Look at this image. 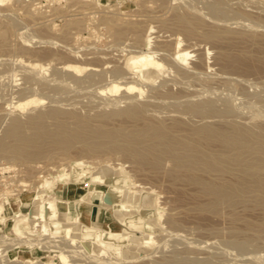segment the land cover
<instances>
[{
  "label": "bare ground",
  "instance_id": "obj_1",
  "mask_svg": "<svg viewBox=\"0 0 264 264\" xmlns=\"http://www.w3.org/2000/svg\"><path fill=\"white\" fill-rule=\"evenodd\" d=\"M10 1H12V0H0V5L1 4H5V3L7 4ZM54 1L55 0H52V1H49V2H54ZM160 1H163V0H160ZM253 1L255 2L256 0H253ZM257 1H259V0H257ZM28 2H29L28 0H27V2H25V3H27L26 7L28 5ZM32 2H33V0L31 1V4L33 6H36ZM34 2H35V0H34ZM93 2L96 3L97 6H98L99 4H101L102 0H94ZM165 2H167V1H165ZM226 2H229V1L212 0V2H211V0H210L208 2L209 5H208L207 9L209 10V14H211V16H212L211 18L218 17V16H225V15L229 16V15L232 14V12H231V14L228 13L230 11L227 8V7H229V6H227L228 4L226 5L227 7L224 6V4H226ZM262 2L263 1L261 0V3ZM161 3L164 4V2H161ZM258 3H260V1ZM31 4H29L28 7H30ZM166 4H169V3H166ZM39 5H40V3L37 4V6H39ZM187 5H188V7H187V9H188L189 8V4H187ZM28 7H27V9L25 11L31 9V8H28ZM93 7H95V6H93ZM103 7H105V8L102 9V10H104L106 13L105 12L104 13L101 12L103 15L101 16V14H100V17H101L100 20H102L103 24L107 25L108 32L110 31L113 34V36H115V38H119V37H121V36H123L125 34H126L125 36L127 37V33H129L132 36V39H133L132 41L134 42L133 45L135 47H138L137 49L136 48H134V49L131 48L130 50H127L126 53L123 54L122 58L118 62L114 61V58H113L116 55L112 56V51H116V52H113L115 54L118 53L117 50H116V48H117L116 45L117 44L114 45L115 46V48H114L115 50L113 49L114 46L113 47L111 46L112 48L109 50V51H111L113 49L110 52L111 53L110 56H112V59H111L110 56L109 57H110V60H113L114 62L111 61V63H110L112 65L110 66V69H109L110 72H108V74L111 73L112 78L114 77L115 79H113V82L111 81L112 79L110 80L112 82V83H110V85H108L109 83H107V86H109V88L107 86L106 87L109 89L108 91L113 92V93H115L116 91L118 92L121 89L122 92L119 91L121 93V97L118 96V95L117 96L120 97V98L125 97L127 100L130 99V101L128 100L129 103L127 105L123 104V108H122V105L119 106L120 109L119 108L117 109L115 107L116 109L115 108H114L115 110L111 109L110 112H108L107 110L106 111L103 110L104 112H102V110H100L101 112H99L98 108H97L96 110H97L98 113L96 112V114H94V115H92L93 112H91V114H89L88 113L89 111H87V113H85V112L84 113H82V112L80 113L78 111L79 109L76 111L75 107H74V110H71V109H73V107L72 108L70 107V109L68 108L67 110H65V109H63L61 107L63 109V110H61V109L58 108V106L56 107V106H49V105H48V107L46 106L47 108H44V109L43 108L42 109L39 108L40 110H36L35 111V107L33 108L34 109L33 110L32 109V105L33 104H38V103L42 104L41 102L43 101V99H42V97H38L36 95L35 96L33 95L34 97L29 96V94H28V93H30L29 90L33 86L31 84L32 82L30 83V85L32 86L31 88L29 86H27V84H29V83L26 81L27 82L26 86L25 85L23 87L19 86V87H22V89L20 90V94H18V93L17 94L20 95L21 97H18L17 100L15 99L16 101H13L11 104H13L12 106H15L16 108H19V110L25 109L26 107H28L29 105L32 104L31 108H29L31 110V112L29 111L30 114L27 115L25 119H21L19 116H14L15 115L14 114L13 117H11L8 120V123L5 124L6 127L4 126L3 134L0 136V158H5V159H8V160L10 159L11 162L15 161L14 163H16V164H17V162L18 163L27 164V166H25V167H28L29 164L34 166V164H32L31 162L39 160L40 158H46V159L64 158L66 155H68L71 152L72 149L75 150V151H78V154H83V155L86 154L87 156L88 155L89 156L90 155L91 156L92 155H96V157L94 156L96 158V160H98L97 157L99 156L100 153H105V152L106 153L107 152L111 153L113 151L116 152V153H121V154H123L124 157L125 156L128 157L132 161V164L134 162V164H136V167L138 166L140 168L141 167L142 168L143 167L148 168V170L150 169V172H153L154 175H158V173L163 170L161 173L164 172L165 174L163 173L164 175L162 174V176H165L167 174L166 176L169 177V181H170L169 186H170V184H176L177 185L176 182H178V181L181 182L180 183L181 185H185V183H186L185 186H188L189 184L191 186L193 185L192 186V188L194 187L193 190H191V188H189V191L187 190L188 193L187 192H185V193L182 192L183 194L181 193V191H183L182 189H180V192H178L179 190L176 191V189H175L176 187L171 185V186H173V189H172L173 191L171 190V192H175L176 195L178 196L176 200L180 201V203L178 202L179 203L178 207H180V204L183 203L181 205H185L187 208L190 207V208L196 209L198 211H207V212H210V213H215V215L218 214V216H222V215H219V214H223V213L224 214H228L230 219H232L234 221L232 223V225L230 226V224L229 225L227 224L229 227L224 225V226L227 227L226 230L225 229L223 230L224 226L222 225V229L219 228V229H216L217 231L216 230H214V231H215V233L218 232V234H219V232L221 233V232L225 231L226 233H223V234L226 235V237H224L225 235H223L225 243L227 242L228 245L230 244L231 246H234V249L236 247L237 249H242V250L245 251L244 248L247 247V246H250L252 244L256 245L259 242H261V244L262 243L264 244V125H260L259 123H257L256 125H253L255 123H253V124L251 123L252 125H250V124L248 125V123H246L247 125L246 124H242V120H240L239 117L238 118L236 117V116H239L240 113L242 112V111L238 112V108L237 107L239 105L236 104V103L235 104L238 105V106L235 107V110L237 109L236 112H238L239 115L235 112V114H237V115H235V117L239 121L238 122H235V121H232V120L230 121V119H229V121H226L225 119L227 117H229L227 115L232 114V116H233L234 109L232 107L236 106L234 104L233 100H230V101H233V103L231 102L232 103V105H231L232 107L230 106V103H229L230 101L228 100L230 97H228V99H227V101H229L228 102L229 104L226 103L227 101L224 100L225 102L222 103L224 105L223 106L220 105L221 107H219V104H218V106L216 105L218 102L215 103V101H214L217 98H214V100L213 99H205L208 95L207 96L205 95L206 96L204 98L205 100L204 99L202 100V97H201V100L198 101V99L200 98L199 94H201V91L199 92L198 96L195 93L197 97L196 96H194V97L192 96L194 101L192 99H191L192 101H188L189 98H187V97H186L188 99L187 101H184V100L181 101L180 96H176V93L169 92L170 91L169 88H168L169 91L164 90V91H167L168 94L164 95V93H163L162 95L165 96V97H166V95L167 96L169 95L172 99H175V98L179 97L178 100H180L181 103H183V102H185V103H183V106H181L179 104H177V105H179L181 107H184L186 112L187 111L189 113L191 112V113H193V115H194V113H196V115H198V114L204 115V116H202L203 118L201 116H198V117H200V119L202 118L204 120H206L205 118H207V121H209V120L211 121V119H209V117L211 118V116L213 117V116L217 115L216 116L217 119L214 120L213 123H212V121L211 122H207V121L203 122L204 120L202 121V119H201V121L203 123H201L199 121H197L198 124H195L194 122L186 123L185 122L186 120L189 121V120L193 119L194 117H192L190 119H188L186 117V119H185V117H183V115H182V114H185V113H181V114L177 113V112H175V110L174 111L172 110L173 106H169V105H167V106L169 108L171 107L172 112L168 111L167 107L164 104H168L169 101L172 100V99L170 98V100H169V97H168L167 101L168 100L169 101L167 102L165 100L166 101V103H165L164 99H162L163 96L162 97L159 96L160 94L159 95L156 94V95L159 96L158 97L159 99L161 97V99L163 100L162 101L160 99V102H162V103H160V105L162 106V104L164 103L163 104L164 109H165V107L167 109V111L165 110L166 113L167 114L172 113V115H175L177 113V117H178V115H180V116L178 118L177 117L176 118L171 117L172 120H169V118H167V117H169L168 115H167L166 119H162L164 116H161L160 118H157L156 115L158 113L161 114L163 108H161L162 110H161V112H159L158 108H156V110H155L154 106H150V105H149V107H152L155 112H157V110H158V113L157 114L155 113V117H156L155 118L154 114H153L154 112L152 110L151 115L152 114L153 115L152 116L151 115L148 116V114H146V112L148 111V110L146 111L148 105L146 103L141 102V101H144V98H143V100H141L138 97H136L137 95L141 96L142 93L144 94L143 86H145V81H144L145 78H144L142 72L143 71L149 72L152 75L151 78L153 76H157L158 73H160V72H162V71H164L166 69V68H164L163 62L160 61L162 58L170 60V62L172 63V65H171L170 62L168 61V64H170V66H169L170 68H171V66L173 67V64H176V66L179 67L178 70H180L182 68V72H183V69H184L183 65L186 64V66H187V64H188V66H189V62L193 58H191V59L189 58L190 60L189 59L187 60V58H188L187 56H189L188 55L189 53H188L186 48L180 47L181 46V42L180 41H182V38L179 39L178 38L179 36H177L178 34L176 35L178 39H176L175 36H174L175 40H173V37H172L173 35L171 34L172 41H174L173 44L171 43L172 41L169 39V38H171L170 36H169V38L164 36L163 39L160 38V40L157 41V39H158V38H156L157 34H158L157 37H160V35L162 34L163 31H160V30L156 29L159 25H156L157 27H155V25L152 23V26H154L155 28L151 27V29L153 28V29L157 30L156 32H158L156 34V36L154 37V39H156V40H154V39L153 40H154L155 43L157 41L158 44L153 43V41L150 43L148 41V39H147L148 36L146 37L144 35V32H143L144 30H142L144 25L141 24L140 21H142L143 19L140 20L138 18L140 21L131 20V19H134V18L133 17L131 18L130 16L127 17L128 13L127 14L125 13L126 15L125 16L123 15L124 17L121 14L122 12L120 13L121 15H119L118 13L120 11L118 13L116 12V11H118L117 7H116L117 10H115V11L113 9L114 7L111 8L110 5H103ZM21 8H22V6H21ZM34 8H36V7H34ZM34 8L31 9V10L34 11L35 10ZM184 8H183V10H186ZM16 9H18V8L16 7L15 11H16ZM171 9H172V7H171ZM176 9L179 10L177 7L175 8V10ZM39 10H40V7H38L36 12L39 11ZM175 10L173 9L174 13L171 16V18H169V19H171L170 21L168 20V18H167L168 21L162 19L165 16L164 14H163L164 16H162V18H161L162 20H159V21H161L160 23L164 26V29H165L166 26H168L167 28H169V27L171 28L173 26L172 28H177L176 30L182 31L181 33L184 32L183 35H185L186 37H191L193 35L197 36V34H199L198 31H197L198 28L199 27L202 28V25H203V21L202 20L206 19V18H203L204 16L203 17L201 16L202 19H200L199 16L201 14L199 16H197L199 14L197 12H196L197 15H195V14H193L194 12L191 13L189 10H188L189 12L188 11H175ZM232 10H233V8H232ZM236 10H237V8H236ZM241 10H239L238 16L240 15L239 13L241 12ZM243 10H245V9H243ZM42 11H43V9H42ZM6 12L7 13L4 12L5 14L2 12V14L10 15V13H11V12L8 13V10ZM234 12L236 13V11H234ZM242 12L244 13V11H242ZM242 12H241V14H243ZM13 13H14V9H13V12H12L11 15H13ZM92 13H93V11H92ZM152 14H150V18L151 19H152ZM245 14H244V16H246ZM250 14H252V13H250ZM39 15L42 17V12H41V14L39 13ZM39 15L37 14L36 16L39 17ZM160 15H162V14H160ZM257 15H259V14H257ZM36 16H35V19L37 18ZM251 16H248L247 18H249ZM14 17L15 16L13 15V18ZM43 17H45V16L43 15ZM78 17H81V16H78ZM89 17H92V16L89 15ZM153 17H155L153 19L157 18V20H155V23L158 22V18L160 19V17H158V15H157V17H156V15L153 16ZM208 17H207L206 20H208ZM236 17L233 18L235 20H233V19L232 20L233 21H238V19L236 20ZM239 17H241V16H239ZM253 17H254V15H253ZM9 18L10 17H8V20L6 22L9 21ZM219 18H217V19H219ZM227 18H229V17H227ZM12 19H11V21H12ZM38 19H40V18H38ZM42 19L44 20L45 18H42ZM42 19H40V20H42ZM135 19H137V18H135ZM230 19H231V16H230ZM261 19H263V18H261ZM13 20L15 21L16 17ZM76 20L74 19L75 23H77L79 25V27L84 24V23L83 24L81 23L82 25L79 24L80 22H82L81 21L82 19L80 20V18H79V22H78V19H76ZM145 20H147V19H145ZM209 20H210L209 22L214 21V20H211L210 18H209ZM219 20H217V21L219 22ZM222 20H224V19H222ZM247 20H244V21H247ZM254 20H255V18H253V21ZM259 20H260V18H259ZM17 21H18V19H17ZM17 21H16V23H18ZM69 21L70 20H68V22ZM148 21L149 20H147L146 22H148ZM240 21H238V22L241 23L242 21L241 22ZM244 21L242 22L243 24H244ZM44 22H42V26H43ZM70 22H72V21H70ZM152 22H154V21H152ZM220 22H221V20H220ZM45 23H46V25L48 24L47 22H45ZM67 23H66V25H67ZM221 23L223 25V23H225V22H221ZM235 23H237V22H235ZM247 23H249V21H247ZM254 23L255 22H253V24ZM256 23H258V21H256ZM256 23H255V28L258 27V28L262 29V26H263L264 23L262 24L261 27L258 26V24L256 26ZM6 24L7 23H5V25ZM9 24L11 26H13L12 23L9 22ZM243 24H242V26H243ZM253 24H250V26L249 25L248 26L252 28ZM46 25H44L43 27L46 28ZM169 25H172V26H169ZM210 25H209V27H208V25L206 26L207 29L203 30L201 36H202V38L205 37L203 39L207 38L206 40L209 39L213 43L218 42V44H217L218 46H216L213 43H211V44L213 46L215 45V47H217V48L220 47V49H217V51L218 50L219 51L217 52L215 50V52H217V53L213 54L215 57H216L215 54H217V59H214V61L217 60L216 62H219L217 65L222 67V68H220V70L221 69L222 70L225 69L227 71V69H230V71L229 70L228 71L231 72L232 68H234L232 70H235V68L238 69L239 68L238 66H240L241 63H242L241 60L246 58V56H245L246 55V52H245L246 50H244L245 47H243V50H242V48H240L241 50L239 49L240 50L239 52L238 51L235 52L234 50L235 49L237 50V48H238V47L237 48L232 47L235 43H237V45L239 46L238 42L241 41V43H240V46H241V44H243L242 42H245L244 40L250 39L251 42L253 40L254 43L257 44V42H258L259 46H261L262 40H260L261 36L258 37L259 33H258V36H256L255 35L256 33L253 32V31H252L253 34H250L251 33L250 31L253 28L252 29L250 28V29H248L246 31V32L249 33L248 34V33H245V30H243V31L242 30L235 31L238 27L236 29H234V30H230V29H232L231 27L233 26L231 24H230L231 27H229L230 29H227L226 28L227 26L224 27V28H220V27H217V26H213L214 24L211 25V26ZM217 25L219 26V24H217ZM222 25H221V27H222ZM239 25H241V24H239ZM7 26H8V24H7ZM49 26H51V25L48 24V28H47L48 30L50 29ZM161 26H159L160 28L159 27L158 28L161 29ZM239 27L241 28V26H239ZM244 27H246L245 29L248 28L247 25L244 26ZM87 28H89V27H87ZM90 29H91V27H90ZM144 29H145V27H144ZM7 30H8V28L7 29L2 28V27L0 28V41L4 40L3 41L4 43H5V41H7V39H5L7 37L6 36ZM62 30H64V32H65L66 29L64 28ZM176 30H172V32L176 31ZM67 31H68V29L66 30V32ZM159 31H160L161 34H159ZM259 31H261V30L258 29V32ZM64 32H62V36L66 35V34H63ZM164 32L165 33L163 35H167L166 34L167 31H164ZM234 32L236 34L238 33L237 39L235 38L236 35L234 34ZM261 32H264V31H261ZM68 33H69V31H68ZM111 33H110V36L113 38ZM151 34L155 35V33H153V32ZM168 34L170 35V32ZM75 35L77 36V34H75ZM163 35H162V37H163ZM231 35H235V37L234 36L232 37ZM125 36H123V37H125ZM47 37H50V36L47 35ZM123 37H121V38H123ZM52 38L53 37H51V39ZM115 38L113 40H115ZM261 38H264V37L262 36ZM45 39H47L46 36H45ZM51 39H48V40L53 42L54 40H51ZM130 39H131V37H130ZM220 39H222V42H221ZM219 40L221 42V45H219ZM45 41H47V40H45ZM211 41H209V42H211ZM52 42H50V43H52ZM2 43H1V45H2ZM115 43L116 42L114 41L113 44H115ZM5 44L7 45V43H5ZM118 44H119V42H118ZM154 44L157 45V46L155 47ZM130 45H132V44L130 43L129 46ZM147 45L149 46V49L147 48V50L149 51V53L152 52V54H149L148 52H146L147 50L146 51L144 50L145 51L144 52L143 50H141L139 48L140 46L142 47V46H147ZM109 46H110V44H108V48H109ZM234 46H236V45H234ZM9 48H10V45H9ZM64 48H66L65 45H64ZM127 48H129L128 45H127ZM233 48H234V50H233ZM118 50H120V49H118ZM102 51H103V48H102ZM102 51L101 52L98 51V53L102 54ZM103 52H106L107 54H109L107 52V50H105ZM154 52L157 55H160V54L162 55L160 60H159L160 57L158 58L157 55L153 54ZM198 52H200V51H198ZM202 52H203V50H202ZM233 52H235L236 54L233 53ZM92 53H88V54H92ZM120 53H118V54H120ZM248 53H247V55H248ZM84 54L87 55V53H85V52L83 53V55ZM107 54H104V55H107ZM83 55H81V56H83ZM249 55L251 56L250 53H249ZM98 56H99V54H98ZM86 57H88V56H86ZM100 57L98 58L96 56V57H94V59H96V60L99 59L100 60ZM119 57H120V55H119ZM196 57H197V55H196ZM196 57H195V61H193L194 65H195L197 59L198 60L201 59L200 57L199 58H196ZM202 57L204 59V56H202ZM215 57H213V58H215ZM92 58H93V55H92ZM103 58L106 59L107 57L105 56ZM116 58H117V56H116ZM117 59H115V60H117ZM19 60H21L22 64L24 62H26L25 66H27V65L30 66V63L27 64V61H24L22 59H19ZM198 60H197V63L199 64V62H200L199 65H201V63L206 62L205 59L202 60L204 62H201V61H198ZM22 61H24V62H22ZM60 61H62V60H60ZM187 61H188V63H186ZM63 62H65V61H63ZM216 62H214L215 63L214 65H216ZM243 62H244V60H243ZM56 63H58V62H56ZM197 63H196V66L198 65ZM207 63L203 64L202 65L203 67L201 66V69L204 68L205 67L204 65H206ZM61 64H62V62H61ZM54 65H52V66L54 67ZM199 65H198V68H199ZM210 65H206V66H209V68L206 67V71H207V69H211ZM242 65L240 66V68L242 67ZM93 66H88V64L85 65V66H80L78 64H72V63H69V62L68 63L65 62V63H63V65L56 66V68L54 67L53 69L55 70V69L59 68L60 70H58V71L62 70V72H63V70H66V71H68V73H69L68 75H70L71 78H73L74 80H80V78H79L80 74H77V73L80 72V71L83 72L84 69L88 70V73H89V75L92 76V78H93V76L95 74L98 75V71L99 70H97V68H95ZM196 66H194V67H196ZM244 66L247 67L248 64L247 65L245 64ZM174 67H175V65H174ZM189 67L191 69L193 66H189ZM30 68H31V70L32 69H36V71L38 70V72H39V70L41 71V70L44 69V65L41 62L39 64V62L36 61V62L31 64ZM217 68H218V66H217ZM248 68L249 67H247V69ZM24 69L25 70H23V71H26V67H24ZM171 69H173V68H171ZM192 69H195V68H192ZM244 69L245 68H243V70ZM27 70L28 71L25 72L24 74L30 73V75L27 76L26 78L29 79V77H31V78L35 77L34 75H31L32 74L31 70H29V69H27ZM195 70H197V68ZM195 70H193V72H196ZM202 70L204 71V69H202ZM212 70H214V68H212L210 71H212ZM218 70H216V71H218ZM239 70H240V72L243 71L241 69H239ZM239 70L237 71V75H239V73H238ZM55 71H57V70H55ZM55 71H54V74H55ZM189 71H191V70H189ZM226 71H225V73H226ZM246 71H248V70L245 69V73L243 72V75L244 74L246 75ZM33 72H35V71H33ZM106 72H107V70H106ZM193 72H191V74ZM218 72H216V73H218ZM35 73L37 75V72H35ZM101 73L102 72L99 71V74H101ZM179 73L177 75H179ZM198 73H199V71H198ZM198 73H194V74H198ZM207 73H208V71L206 72V75H207ZM211 73L212 72H210L208 74H210V76L212 77L213 74H215V73H213V74H211ZM225 73H222V74H225ZM228 73H226V77L227 78H228V76L230 77V76L234 75L233 71H232V75L231 74L227 75ZM39 74H40V72H39ZM54 74H51V78L49 79L50 81L52 79L56 80V79H58V77L62 78V76L60 75V76H58L55 79ZM125 74L126 75L129 74L130 76L128 78H130V79H127V76ZM180 74H182V73H180ZM188 74H189V72H188ZM194 74L192 76L195 77ZM41 75H42V73H41ZM55 75L57 76V74H55ZM85 75L86 76L81 78V80H83L84 78H88L87 74H85ZM190 75L189 76L185 75V76L195 80V78L194 77L193 78L190 77ZM206 75H203L202 78L205 77ZM237 75H236V78H237ZM240 75H241V73H240ZM240 75H239V77L242 76V75L241 76ZM42 76L44 77V75H42ZM65 76L68 77L66 74H65ZM65 76L63 75V77H65ZM82 76H84V75H82ZM223 76H219V78L223 77ZM244 76H243V78H245V80H246V77H244ZM39 77H36V78L39 79ZM41 77H40V79H41ZM99 77H101V76L99 75ZM103 77H105V76H103ZM103 77H102V79H103ZM131 77L134 80H132ZM178 77H180V79L182 77L181 76H177V79L179 80V81L178 80L177 81H178V83L181 84L182 81ZM207 77H208V75H207ZM207 77L205 79L209 80L210 83H211V80L213 78H216V76L213 77V78L209 77L211 79L210 80ZM44 78L46 79V77H44ZM44 78L42 80H45ZM90 78H88V79H90ZM94 78H96V77L94 76ZM117 78H121V80H122V78H124V79L126 78V79L125 80L123 79L122 81L121 80L118 81ZM184 78H183V80H185ZM196 78L198 80V77H196ZM217 78H218V75H217ZM236 78H233V79L236 80ZM243 78H241V79L237 78V79H240V80L243 81ZM64 79H66V78H64ZM96 79H98V78H96ZM220 79H218V80H220ZM42 80L40 82H42ZM59 80H56V81H59ZM81 80H80V84L82 82L83 83L87 82V81H85V79L82 82H81ZM162 80H164V79H162ZM173 80H175V79H173ZM197 80H196V82H197ZM204 80L203 79L201 80L202 81L201 85H203V83L206 81V80L205 81ZM213 80H215V79H213ZM225 80H227V79L225 78ZM234 80L232 81L233 82L232 85L231 84H229L230 86L228 85L229 87H231L233 85H234L233 86L234 88L238 87V86H236V83L238 81L240 82V80H238V81L236 80V83H234L235 82ZM35 81H36V79H35ZM47 81H48V79H47ZM50 81H48L49 85H46L45 82L43 81L44 83L43 82L42 83L44 85L41 83L43 85V88H48V90L52 91L54 95L57 94V93H58V96H59V93L61 95V92L63 91V86L65 84L61 87L60 85H56V84L52 85L53 82L51 83ZM228 81L231 82L230 80H228ZM59 82H61V81H59ZM76 82L78 83V81H76ZM107 82H108V80H107ZM159 82H160V80H159ZM184 82H185V84L184 83H182V84H184L185 86L184 85L183 86L180 85L181 88H183L182 90L184 92L182 95H187L186 92L188 90L186 89L187 88L186 87V81H184ZM50 83H51V85H50ZM155 83H156V81H154V84ZM190 83H192V82H189V83L187 82V84H190ZM199 83H200V81H199ZM213 83H214V81L211 83V85ZM222 83L223 82H221V84ZM225 83H226V81H225ZM244 83H246V82L244 81ZM244 83L242 82V86L240 85L241 83L238 84V85H240L241 87L244 88V86H243ZM33 84L36 85V83H34V82H33ZM206 84L207 83H205V85ZM263 84H264V82H263ZM147 85H149V84H147ZM150 85H152V84L150 83ZM156 85H157L156 88L158 90H160L159 89L160 85L159 84H156ZM213 85H212V88H213ZM261 85H260V87L262 88L264 85L263 86H261ZM37 86H36V88H37ZM180 86H178L179 89L177 88L178 91L176 90L177 93L181 91ZM194 86H196V85L194 84ZM217 86L219 87L220 85H217ZM39 87H38V90H39ZM150 87L151 86H149V90H150ZM224 87H226V86L223 85V89H224ZM36 88L34 90H36ZM40 88H42V86ZM43 88H42V90H43ZM70 88L71 87L69 85V88H68L69 90L67 89V86H66L65 89H67L66 91H70ZM144 88H146V87H144ZM152 88H154V87H152ZM202 88H203V86H202ZM202 88H201V90H202ZM210 88H211V86H210ZM103 89H104V87L102 88L101 91H103ZM184 89L186 91H184ZM228 89H230V88H228ZM34 90H32V91H34ZM45 90H47V89H45ZM133 90H135L136 92L133 91ZM145 90H147V88ZM173 90H171V91H173ZM195 90H197V89H195ZM208 90H209V92H212V93L213 92H217V90L213 91V89H212V91H210V89L207 88L206 91H208ZM32 91H31V93H32ZM39 91H41V90H39ZM131 91H133V93ZM152 91L151 92L154 93V89H152ZM191 91H189V93ZM226 91L229 92L228 90H226ZM155 92L159 93L160 91L159 92L155 91ZM196 92L198 93V91H196ZM203 92L205 93V91H203ZM227 92H226V94H227ZM47 93H50V92L47 91L46 94H43L44 98H48L49 96L51 97V95H48ZM67 93H69V92H67ZM98 93H99V91H98ZM191 93H193V92H191ZM204 93H202L201 95H203ZM208 93L206 92V94H208ZM212 93H210V94H212ZM63 94H64V92L62 93V95ZM108 94H110V93H108ZM178 94H181V93H178ZM193 94H191V95H193ZM215 94H217V93H215ZM215 94L213 95L214 97L219 95V94L218 95H215ZM226 94H224V97H222L223 94H221V97L219 96L221 98V100L217 99L216 101L219 100V103L222 102V99L226 98ZM45 95H48V97H45ZM67 95L68 94L64 95V97L65 96L67 97ZM145 95H143V96H145ZM191 95L189 96L190 98H191ZM102 96H104V95H101V97ZM153 96L150 95V97L154 98V100H157L156 99L157 96H155V97H153ZM59 97H62V96H59ZM89 97H91V95ZM203 97H204V95H203ZM2 98H3V95H2ZM52 98L53 97H51V100H52ZM55 98L56 97L54 96V99ZM133 98L135 100H136V98H138L139 102H136L137 100L134 101ZM184 98L182 97V99H184ZM194 98H198V99H194ZM210 98H211V96H210ZM102 99H104V98H102ZM105 99H107V98H105ZM151 99H149L150 101L149 100H147V101H149V102L154 101L153 99L152 100ZM159 99L156 102H159ZM53 100L50 101V99H49V101H50L49 103L53 102ZM89 100H92V103L94 102L92 98H89ZM115 100L116 99H114V100L110 99L111 102L109 100L108 101L112 104L113 102H115V103L117 102V100L116 101ZM124 100L125 99H123V101ZM127 100H125L122 103H125V102L127 103ZM175 100H174V102L177 101V100L176 101ZM47 101H48V99H47ZM56 101H57V99H56ZM10 102H11V100H10ZM58 102H60V101H58ZM88 102L89 101H86V103H88ZM105 102L107 104V101H105ZM120 102L121 101H119L118 103H120ZM144 102H146V101H144ZM8 103H9V101H8ZM54 103H55V101H54ZM90 104H91V102H90ZM56 105H58V104H56ZM117 105L118 104H116L115 106H117ZM154 105H155V107H158V105L156 103ZM177 105L174 104V106H176V107H177ZM33 106H35V105H33ZM97 106H99V104H97ZM9 107H11V105ZM9 109H12V108H9ZM101 109H103V108H101ZM239 109H241V108H239ZM149 112H151V111L149 110ZM168 112H170V113H168ZM180 112H184L183 108H182V111H181V108H180ZM160 114H158V115H160ZM190 114H187L186 116L189 117ZM115 115H116V118H117V115L120 116L118 118H121V119L117 118L118 121H114L115 123L117 122V124H114L113 120H112V122L110 120V118L111 117H115ZM161 115H165L164 110H163ZM196 115H195V117L197 118ZM205 115H209V117H205ZM218 116H221V118L223 116L225 117V119L223 120V123L221 122L222 120L219 119ZM182 117L184 118L185 121L183 120ZM22 118H24V117H22ZM180 118H182V119H180ZM111 119L115 120V118H111ZM213 119L214 118H212V120ZM108 120H110V122ZM218 120L221 123H219V122L217 123ZM233 120H234V117H233ZM194 121H196V119ZM215 121H216V123H214ZM108 123H112V125L111 124L109 125ZM60 156H64V157H60ZM92 160H94V159H92ZM99 160H101V159H99ZM166 161H169V163H170L168 167H165L166 165L164 166ZM83 162H85V161L74 160L71 163V166L76 172L78 171V172L84 173L85 175L87 174V175L90 176V178L88 180V184H87V186H89V185H91V183L93 181L97 180V179H94L92 177V171L95 169V167H96V165H98V163L100 164L102 162L101 161H94L93 163L91 162L92 166H90L91 163L90 164L88 163L89 165H84V166H86V169H84V170L82 168L83 167L82 166ZM8 164H9V162L7 163V165ZM4 165H6V164H4ZM110 165L106 161L104 163H102L103 170H104L103 178L107 177V174H108V172L110 170V167H109ZM0 166H2V165H0ZM8 166H2V167H0V169L3 170L4 168H7ZM23 167H24V165H23ZM10 168H11V166H10ZM12 168L14 169L13 166H12ZM134 169H137V168H134ZM144 169H142V172H144L143 171ZM148 170H146V171H148ZM14 171H16V169ZM29 171H31V170H29ZM133 171H132V173H133ZM138 171H140V170H138ZM25 172L28 173V169L25 170ZM59 172L62 175L64 173H65V175H67V173L64 172L63 170H59ZM154 172L157 173V174H155ZM7 173H8V171H7ZM10 175H12V174H10ZM13 175H14V173H13ZM71 177H75V176L73 175ZM128 177H129V175H128ZM131 177L132 176L129 177L130 180H131ZM1 179L3 180L4 178H1ZM98 180L103 181V179H101V178L98 179ZM134 180H132L131 182H134ZM26 182H27V184H30V183H28L29 181H23V180L20 183L24 184V185H27ZM2 183H3L2 186H4V185L5 186L3 187V189H0V192L2 194V196L0 197V223L5 221L6 218H8L10 220L8 227L11 230V233L9 234L10 237L7 236L6 239L9 240L8 241L9 243H13L12 245L14 247H17L18 245L22 244L24 247H26V250H27V251L18 250V255L14 256L12 258H7L6 257L5 258V260H7L5 262L6 264H33V263H35L36 257H37V255L39 253L38 252L39 249H41V250L45 249V251L47 253V256L50 255V253H52L51 255H53V253H54L56 255V257L53 258L51 256L50 259H48V261H44V260L40 259V261L37 264H72V263L69 262L70 258L68 259V257L70 256L69 253H73V255H77V254H74V253H76V252L78 253V250L72 247V248L68 249V251L66 250L68 253L64 252V250H63L64 247L63 246H65L66 244H70L71 245L69 240H68V243H65V244L63 243V245H61V246H60V243H58L59 245L57 243H55L57 241L62 242V241L58 240V238H62L61 240L65 241V236L71 237L70 241H71V239L72 240H76V239L79 238V239L82 240V238H85V240L90 242V249H93V250H96V251H101L102 253L109 252V250L106 248L107 243H109V241H111V240H112V242H117L118 241V239L116 237H114V235H115L114 233L115 232L111 228L101 229L99 227H96L94 222H92L91 224L90 223L88 224L87 221L84 219V217L86 215L90 216V214H91V213L86 214L82 210V203L84 202V196L85 195H79V196H77L76 198H73V199H67V198L64 199V198L61 197V195H62L63 192H65V189H63L61 187L60 183L54 182L53 183L54 188L52 189V192L51 193H47L45 186L43 185L42 182H40L39 186H36V190H37L36 191V195H34V196L30 197V198L29 197L21 198L19 196V200L21 202V205H20V207L18 209H14L15 208L14 204L11 202L12 196L9 195L10 193H8L9 191H12V187L10 189L7 188L8 186H6V185L9 184L8 180L7 181L4 180ZM10 184H11V182H10ZM106 185H107V188L104 191V194H105V196L109 197L108 200L110 199V201L113 202L114 210L115 211L118 210V211L125 212L123 214L124 216L120 218L121 221L123 220V222L126 219L125 217H128V216L130 217V215L132 214L133 210H138L140 208V206L143 207V206L149 205V202L144 201L145 195H141L139 197L137 196L138 202L136 204V203H134L132 201L134 196H135L134 194H132V190H130V191L128 190L127 191L123 187H115V185L108 184V183ZM139 185H140V183L138 184V186ZM128 187H130V186H128ZM140 187H141V185L139 187H135L134 189L138 188V190H139ZM131 188H133V184H132ZM143 188H144V186H143ZM87 189L90 192L94 191L90 187L87 188ZM128 189H130V188H128ZM170 189H171V187H170ZM179 193H181V195ZM104 194H103V196H104ZM174 197L176 198V196H174ZM157 200L158 199L155 198V203L156 204H158L156 202ZM182 200H184V201H182ZM174 201H175V199H174ZM27 203L30 204V207L29 208H24V205L27 204ZM175 203H177V202H175ZM239 205L244 206V207H248V206L249 207L250 206L258 207L256 209H258V210H260V212H262V214H260V215H262V217L259 216L260 219L257 218V220H256V218H253V219L250 220V218H252V217L248 218V216H247V218H246L242 214L241 217H244V218H242L243 219V223L239 222V224H241V225H238L237 224L238 222H236V220L239 221V218L241 219V217H240L241 214L239 215L238 211H236V210H237V206H239ZM175 206H177V205H175ZM175 206L173 207V209L176 208ZM185 206H182L181 208H184ZM255 207H253V208H255ZM145 209H147V208H145ZM170 209H172V208H170ZM154 211H155L156 216H154V217L149 216V217L145 218L143 220V222H145L144 223L145 225L146 224L152 225V224L158 223V220L160 219L162 214H164V212H162L163 210H161L160 208H158L156 206L154 207ZM166 213H168V212H166ZM166 213H165V215L168 216V219H166V220L168 221L170 226L174 225V227H175V225L177 226L178 224H181V222H180L181 220L179 218L178 219L180 221L178 219L174 218L175 215H173L171 213L173 215V217H172V216H169V213L168 214H166ZM224 214H223V216H225ZM38 219L43 221V223L40 221V223H42V224H41V226H39V228H38V222L36 223V220L38 221ZM230 219H228V220H230ZM242 219H241V221H242ZM254 220H256V221H254ZM167 221H166V223H167ZM163 223H164V221H163ZM168 223H167V225H168ZM230 223H231V221H230ZM35 224L37 225V227H36ZM52 224H58V226L60 224H62L63 225V232L61 234H63V235H61V236L57 235L58 233L50 234L52 232H49L48 229H49V226L52 225ZM160 224H161V222H160ZM169 225H168V227H170ZM160 226L164 227V225H160ZM166 226H165V228H166ZM178 227L176 228V231H177ZM212 227L213 226H211L210 229H212ZM47 230H48L49 233L46 232ZM165 230H163V233L166 232ZM172 231H170V232H172ZM214 231H212V232H214ZM46 233H48L51 237L49 235H46ZM174 233L176 234V232H174ZM37 234L43 235V237L40 236L39 237L40 239H38L36 237V236H38ZM44 234L46 235V237L47 236H49V237L48 238L44 237ZM155 234H156V235H154L155 237H157V235H159V234H157V232ZM169 234H171V233H169ZM178 234H176V235H178ZM166 235H168L167 232H166ZM172 235L174 236V234H172ZM176 235H175V237H176ZM54 236H56V238L58 237L57 241L54 240L55 239ZM154 236H153V233H151L150 231H145V232H143L140 235H135L134 233H131V234L125 235V239H124V241H122V244L125 247L129 248L130 250L139 249V248L142 247V245H143L142 243H152L153 238H155ZM163 236H165V234ZM168 236H171V235H168ZM52 237H54V239ZM165 238H167V236ZM165 238L162 237V239H165ZM178 238L181 239L180 236H178ZM33 239H35V240H33ZM160 240H161V237H160ZM76 241H72V244H73V242L77 243ZM102 241H105V242L102 243ZM218 241H220V243H221L222 240H218ZM66 242H67V240H66ZM211 243H212V241H211ZM223 243H224V241H223ZM70 245H66V246L67 247H71ZM259 245H260V243L257 246H259ZM53 246H55V247L52 248ZM219 246H218V249H219ZM221 247L223 248L222 243H221ZM252 247H255V246L253 245ZM247 248H249V247H247ZM250 248H251V246H250ZM82 249H84V248H82ZM224 249H223V252H221V254H225L224 252H227L226 250L230 249V247H227V248H224ZM69 251H71V252H69ZM248 251H251V250L248 249L245 252V254L248 253ZM214 252H215L216 255H218V253L216 251H214ZM214 252H213V255H214ZM238 252H239V250H237V253ZM172 254H174V253H172ZM172 254L170 256H172ZM181 254H182V252H180V253L178 252L177 254L172 256V258H169V259L165 258L167 256H165V257L163 256V258H165V259H163L162 257H159L161 259L157 260L156 264H167L168 260H171L170 264L174 263L172 261H175V263L177 262L179 264H183V263H186V264H196L197 263V264H199L200 260L197 259L198 257L197 258L196 257L188 258L189 256L185 257V255H181ZM209 254H211V256H213L212 253H209ZM241 254H242V252H241ZM243 254H244V252H243ZM170 256H168V257H170ZM207 256H208V254H207ZM125 257H126V255H125ZM193 258H195V259H193ZM203 258H204L203 261H202V258H200L201 261H202V263H200V264H208L209 262L211 263V260L214 259V257H213L209 261V260H205L207 257L206 258L203 257ZM71 260H73V258ZM214 260H213V262H214ZM216 261H217V259H216ZM219 261H217V262H219ZM224 261H225V259H224ZM217 262H215L213 264H216ZM221 263H223V258H222ZM101 264H106V262L101 263Z\"/></svg>",
  "mask_w": 264,
  "mask_h": 264
},
{
  "label": "rangeland",
  "instance_id": "obj_2",
  "mask_svg": "<svg viewBox=\"0 0 264 264\" xmlns=\"http://www.w3.org/2000/svg\"><path fill=\"white\" fill-rule=\"evenodd\" d=\"M19 1L20 0H18V1L17 0L16 1L15 0H12V1L8 2L7 4L5 3V4H1L0 5V28L1 27L2 28H5V29L8 28L7 34H6L7 37L5 38L8 41V42L5 41V43H7V45L3 42L4 40L3 41L2 40L0 41L1 43L2 42L4 43V44L2 43V45L0 43V85L2 86V87L0 86L2 88V89L0 88V91L2 92V93L0 92V96H1L0 97V136L3 134V131H4L3 128H4L5 124L8 123V120L11 117H13L14 114H15L14 116H19L21 119H25L26 116L29 115L30 112H31V110L29 108H31V105L32 104L29 105L28 107H26L27 108V109L25 108L26 110L25 109L19 110V108H16L15 106H12L13 104H11L13 101H16L18 99V97H21L18 94H20V90L22 89V87L24 85L26 86L27 82L29 83V84H27V86H29L30 88L33 86L31 88L32 90H34L36 88V86L38 85L37 88H36L37 91L36 90L32 91L31 89L29 90L30 91V93H28L29 96L34 97L36 95L38 97H42V99H43V101L41 102L42 104L38 103V104H33L35 106L32 105V109L35 107V111L36 110H40L42 108L43 109L44 108H47L48 105H49V106H56V107L58 106V108L61 109V110H63V109L67 110L68 108L70 109V107L71 108L73 107V109H71V110H74V107H75L76 108V111L79 109L78 111L80 113L81 112L82 113H84V112L87 113V111H89L88 112L89 114H91V112H93L92 115H94L97 112V110H96L97 108H98V111L99 112H101L100 110H102V112H104L106 110L108 112H110L111 109L112 110H115L116 108L117 109L118 108L120 109L119 106L122 105V108H123V104L127 105L129 103L130 99H128L129 100L128 101L125 97H122V98L125 99V100H127V103L126 102L125 103H122L125 100L123 101V99L120 98L121 97V93L120 92H122L121 89L119 90L120 92L119 91L118 92L116 91L115 93L108 91L109 90L108 89L109 86H107V83H109L108 85H110V83L113 82V79H115L114 77L112 78L111 73L108 74V72H110L109 69H110V66L112 65V64H110L111 61L112 62H114V61H117V62L120 61V59L122 58L123 54L126 53L127 50H130L131 48L132 49H134V48L137 49L138 47H135L133 45L134 42L132 41L133 40L132 39V36L129 33H127V37L125 36L126 35L125 34V35H123L125 37L121 36L123 38H121V37L115 38V36H113V34L110 31L108 32L107 25L103 24L102 23V20H100L101 19L100 14L102 16L103 15L102 13L105 12L104 10H102V9L105 8V7H103V5H110L111 8L114 7L113 8L114 11L118 9V11H116V12L118 13L120 11L118 14L119 15L122 14V16L123 15L125 16L128 13L127 14V17L130 16L131 18L132 17L134 18V19H131V20L140 21V20L143 19L145 22L143 20L142 21L145 24L142 21H140V23L144 25L142 30H144L143 31L144 32V35L146 37L148 36L147 39H148V41L150 43L152 41H153V43H155L154 40H156V39H154V37L158 33V32H156L157 30H155L153 28H152L153 30L151 29V27H154V26H152V23L155 25V27H157L156 25H159V26L162 25L160 23L161 21H159V20H162V19L163 20H167V18H168V20L170 21L171 19H169V18H171V16L173 15V13H174L173 12V9L175 10L176 7L179 10L176 9L175 11H188L189 10L191 13L194 12L193 14H195V15H197L196 14V12H197V13H199L197 16H199L201 14L199 16L200 19H202L203 16H204L203 18H206L207 19V17L209 16L208 17V20H206V19H203L202 20L203 21V25H202V28L203 29L200 28V27H199L200 29L198 28L197 31H198L199 34H197V36L196 35L195 36L193 35L191 37H186L185 35H183L184 32L181 33L182 31L176 30L177 28H172L173 27L172 25H169V26H172L171 27L172 29L170 27L167 28L168 26H166L165 29H164V26L163 25H162L163 27L161 26V29H159L160 28L159 26H158L159 28L158 27L156 28V29H158L160 31H163L162 34L159 31V34H161L160 37H157L158 36V34H157V36H156V38H158L157 41L160 40V38L163 39L164 36H166V37L169 38V36L171 37V34L173 35L172 36L173 37V40H175L174 39V36H175L176 39H178V38L181 39L182 38V41H180L181 42V46L180 47H184V48L187 49V51L189 53L188 54L189 56H187L188 57L187 60L189 58L190 59L191 58L194 59V60L193 59L192 60L189 59L190 60L189 66H193L192 68H195V69L197 68V70L192 69V68L190 69V67L188 66V64H187V66H186V64L183 65L184 66L183 72H182V68L181 67H180L181 69L178 70L179 67H177L176 64H173V67L171 66V68H173V69H171L169 67L170 64L172 65V63L170 62V60L165 59V58H162L161 59L162 55L161 54L160 55H157L154 52L153 54L157 55L158 58L160 57L159 60L161 59L160 61L163 62L164 68H166V69L164 71L158 73L157 76L159 78L157 76H153L151 78L152 75L149 72L143 71L142 74H143V76L145 78L144 79L145 86H143L144 94L142 93L141 96H138L137 95L136 97H138L141 100H143V98H144V101H146V102L141 101V100L140 101L143 102V103H146L148 105V107H149V105L150 106H154V109L155 110H156V108H158L159 112H161V110H162L161 108H163L165 115H161L162 112H163V110H162V112L160 114V113H158V110H157V112H155L152 107H149V108L147 107L146 111L147 110L148 111L146 112V114H148V116L151 115L152 110H153L154 117H155V113L156 114L158 113L160 115L157 114L159 116L158 117L156 115L157 118H160L161 116H164L165 118L163 117L162 119H166V117L168 115L169 117H167V118H169V120H172L171 117L176 118L177 117V113H180V114L181 113H185V114L186 113L187 114H190L191 113V112L189 113L188 111L186 112L185 109H184V107H181V106H183V103H185V102L181 103V101H183V100L184 101H187L188 100L187 98H189L188 101H192L193 100L192 96L194 97V96H196V94L198 96V94H199L200 91H201V94L204 93L203 91H205V93L203 94L204 97H203V95L199 94V97L200 98L198 97L199 99L198 98H194V99H198V101H199V100H201V97H202V100H203L208 95L205 99H213L214 100V98H217V99L221 100V98H220L221 97V94H223L222 97H224V94H226V92H227L226 90H228L229 92H227L226 98L222 99V102L219 103V100L218 101H216L217 99L214 100L215 103L218 102L216 105L218 106V104H219V107H221L220 105L223 106L224 104H222V103L225 102V101H227L228 97H230L231 99L229 98L228 100L229 101L230 100H233L234 101V104L236 103L239 106L235 104L236 106H233L232 107L231 105H232L233 101H230V102L227 101L226 103L229 102L230 103V106L234 109L233 116H232V114H230L231 116L230 115H227L229 117H227L226 119H225L224 116H223L224 118L223 117L221 118V116H218L219 119L222 120L221 121L222 123H223V120L224 119L226 121H229V119H230V121L232 120V121L238 122L239 120L237 118L239 117V119L242 120V124L248 123V125L249 124L252 125L253 123H255L253 125H256L257 123H259L260 125H264V106H263L264 105V102H263L264 101V86H263L264 85L263 84V82H264V40L263 39L264 38H261L262 36L264 37V34H263L264 32H261V31H264V24H263L264 23V10H263L264 9V3H263L264 0H262L263 1L262 3H261V0H259L260 3H258L259 1H257V0L255 2L253 0L252 1L251 0H223V1H229V2H226V4H224V6H226L228 4L227 6H229V7L226 6L228 8V10H230L228 13L231 14V12H232V14L231 15L228 14L229 16L225 15V16H218V17H214V18H211L212 16H211V14H209V10L207 9V7L209 5L208 2L210 0L209 1L208 0H165L167 2H165L164 0L163 1H160V0H102L101 4H99L100 6L99 5L97 6V4L93 2L94 0H72V1L71 0H55L54 2H49V1H52V0H35V2H34V0H33L32 3H34L36 5V6H33L31 4V1L32 0H28L29 2H28L27 7L29 6V4H31L30 7H28V8L33 9L34 7H36V8H34L35 9L34 11L31 10V9H30L31 11L30 10L25 11L27 9V7H26V4L27 3H25V2H27V0H21L20 1L21 3ZM161 2H164V4L161 3ZM211 2H212V0H211ZM39 3H40L41 6L40 5L37 6V4H39ZM166 3H169V4H166ZM187 4H189V8L191 7L190 8L191 10L189 8L187 9V7H188ZM21 6H22V8H21ZM93 6H95V7H93ZM16 7L18 9H16V11H15V8ZM38 7H40V10L41 11L39 10V11L36 12V10L38 9ZM116 7H117V9H116ZM171 7H172V9H171ZM41 8L43 9L44 12L42 11ZM183 8L186 9V10H183ZM232 8H233V10H232ZM236 8H237V10H236ZM13 9H14L13 15L16 17V20L15 21L13 20V19H15V17L13 18V15H11L12 12H13ZM243 9H245V10H243ZM7 10H8V13L11 12L10 15H8V14L7 15H4L5 13H7L6 12ZM239 10H241V12L244 11V13L242 12L243 14H241V12L239 13L240 14L239 16H241V17L238 16ZM92 11H93V13H92ZM234 11H236V13ZM2 12L3 13L5 12V13L2 14ZM41 12H42V17L39 15V13L41 14ZM250 13H252V14H250ZM37 14L39 15V17L36 16ZM150 14H152V19L150 18ZM160 14H162V15H160ZM233 14L234 15L236 14V15L234 16ZM244 14L246 16H244ZM257 14H259V15H257ZM43 15L45 17H43ZM89 15L92 16V17H89ZM155 15H156V17H157V15H158V17H160V19L158 18V22L159 23L158 22L155 23V20H157V18L156 19H153V18H155V17H153ZM247 15L248 16H251L252 15V16L249 17V18H247L248 17ZM253 15H254V17H253ZM35 16L37 17L36 19H35ZM78 16H81L82 18L81 17H78ZM162 16H164V18H162ZM230 16H231V19H230ZM8 17H10V18L12 17L13 18V19L11 18L12 21L9 18V21L6 22L8 20ZM227 17H229V18H227ZM235 17H236V20L238 19V21H240V20L242 21L243 19L244 20H247L248 19L247 21H249V23H247V21H244V20H243L244 21V24L242 23L243 21L242 22L240 21L241 23H239L238 21H233V20H235V19H233ZM252 17L255 18V20L258 21V23H256L255 20L253 21V18ZM258 17L260 18V20H259ZM38 18H40V19L45 18V19L44 20L43 19L40 20ZM79 18H80V20L82 19L81 20L82 22H80L79 24L82 25L84 23L85 25L83 24L82 26L79 27V25L77 23H75L74 19L75 20L78 19V22H79ZM135 18H137V19H135ZM209 18L211 20H214V21L209 22L210 21ZM217 18H219L221 20V22H225L226 24L223 23V25H222V23L220 22V20L217 19ZM221 18L224 19V20L226 19V20L224 21ZM261 18H263V19H261ZM17 19H18V21H17ZM145 19H147L149 21L146 22L147 20H145ZM68 20H70L72 22L69 21L70 22L69 23ZM217 20H219V22L221 24ZM16 21L18 23H16ZM44 21L47 22V23L49 21L50 22L52 21L51 23L50 22L48 23L49 25H51V26H49V28H50L49 30L47 29L48 28V24L46 25V23ZM152 21H154V22H152ZM9 22L12 23L13 26H11L9 24ZM42 22H44L43 26L46 25V28L42 26ZM235 22H237V23H235ZM253 22L256 23V26L258 24V26H260V27L263 24V26H262V29L263 30L261 28H258V27L255 28V23L253 24ZM5 23H7L8 26H7V24L5 25ZM66 23H67V25H66ZM209 23L210 24L212 23L211 25L214 24L213 26H217V27H220V28H224V27L227 26L226 27L227 29H230L229 27H231L230 26V24H231L233 26L231 27L232 29H230V30H234V29H236L238 27L237 28L238 30L236 29L235 31H239V30H242L243 31V30H245V33H248L246 31L251 28V27H249L250 24H253V27L252 28L253 29L255 28V29L253 30L251 28L252 30L250 31L251 32L250 34H253V32H255L256 34L255 33L254 34L256 36H258V33H259V36L258 37L261 36L260 37V40H262L261 46H259V43L258 42H257V44L254 43L253 40L251 42L250 39L244 40L245 42H242L243 44H241V46H240L241 41L238 42L239 46L237 45V43L234 44L236 46H234V45L232 46V47H235V48L238 47L237 50L236 49L234 50V48H233V50L235 52H237V51L239 52L241 50L240 48H242V50H243V47H245L244 50H246L245 51L246 52V55H245L246 58H244V57H243L244 59L242 58L244 60V62H243V60H241L242 61L241 65L243 63L244 64L242 65L241 68H240L241 65L238 66L239 67L238 69L235 68V70H232V69H234V68H232L231 69V72H229L230 69H227V71H226L223 68L226 71V73L229 72L227 75H230V74L232 75V71L234 72V75L233 76H230V77L228 76V78L226 77L225 71L222 70V69L220 70V68H222V67H220L219 65H217L219 62H216L217 60L214 61V59H217V54H215L216 57L213 54L214 53H217L219 51V50L217 51V49H220V47H218V48L215 47V45L218 46L217 45L218 42L213 43L211 40H209V39L206 40L207 38L206 39H203L205 37L202 38V36H201L203 30L207 29L206 26L208 25V27H209V25H210ZM238 23L241 24V25H239ZM217 24H219V26ZM242 24H243V26H242ZM221 25H222V27H221ZM238 25L241 26V28ZM246 25L248 27L247 29H245L246 27H244ZM87 27H89V28H87ZM90 27H91V29H90ZM144 27H145V29H144ZM64 28L66 30L68 29V31H69L70 34L68 33V31L66 32V30L64 32V30H62ZM258 29L261 30V31L258 32ZM172 30H176V31H173L172 32ZM164 31H167L166 34L168 36L167 35H163L165 33ZM62 32H64L63 34H66V35H63L62 36ZM152 32L155 33V35L154 34H151ZM169 32H170V35L168 34ZM110 33L113 36V38L110 36ZM75 34H77V36ZM234 34L236 35V37H235V35H231V36L232 37L234 36L237 39L238 33L236 34L234 32ZM47 35L50 36V37H47ZM162 35H163V37H162ZM176 35L179 36V37L177 38ZM45 36H46L47 39H45ZM51 37H53V38L51 39ZM130 37H131V39H130ZM172 37L169 38L171 41H172ZM43 38L45 40H47V41H45ZM114 38H115V40H113ZM48 39L54 40L55 42L54 41L53 42L52 41H49ZM220 40L222 42V39H220ZM220 40H219V45H221ZM114 41L116 42L115 44H113ZM117 41L119 42V44H118ZM157 41H156L155 44H158ZM209 41H211V42H209ZM50 42H52V43H50ZM173 42L174 41H172L171 43L173 44ZM130 43L132 45L129 46ZM211 43H213L215 45L213 46ZM108 44H110L109 48H108ZM126 44L128 45L129 48H127V45ZM9 45H10V48H9ZM64 45H65L66 48H64ZM114 45H116V47L121 50L120 51V50H118L116 48V50H117L118 53L121 52L120 54L113 53V52H116V51H112L115 48ZM111 46L112 47L114 46L113 49L111 50L112 51V56L113 55L114 56L116 55L117 58H118L119 55H120V57L118 59L116 58V56L113 57L114 58V61L113 60H110V57L112 59V56H110L111 55V53H110L111 51H109L112 48ZM156 46L157 45H155V47ZM102 48H103V51H105V50H107V52L109 51L108 52L109 54H107L106 52H103L102 51ZM139 48L141 50H143V51L144 50L146 51L147 48L149 49V46L148 45L147 46H142V47L140 46ZM100 50L102 51V54L98 53V51L101 52ZM202 50H203V52H202ZM215 50L217 52H215ZM198 51H200V52H198ZM247 51L251 54V56L249 55V53ZM82 52L83 53L84 52L87 53V55L86 54L83 55ZM92 52L93 53L95 52V53L93 54ZM146 52L149 53L148 50ZM235 52H233V53H235ZM88 53H92V54H88ZM103 53L104 54H107V55H104ZM247 53H248V55H247ZM98 54H99V56H98ZM149 54H152V52L149 53ZM81 55H83V56H81ZM92 55H93V58H92ZM196 55H197V57H196ZM201 55L204 56V59H205L206 62L202 61L204 59H203V57ZM86 56H88V57H86ZM96 56L98 58L100 56L102 58L106 56L107 58L106 59L105 58L102 59L100 57V60L99 59L96 60V59H94V57H96ZM194 56L196 58H199L200 57L201 59H199V60L197 59V60L198 61H201V62H204V63H201V65H199L200 62L198 64L197 63V60H196V63L199 65V68L200 69H201V66L203 64H205V63L208 62L206 65H210L211 64L210 65L211 69L214 68V70H212V71H210L211 69H207L208 73L212 72L211 74H213V73H215V74H213V76L211 77L210 74L207 73V75H208V77H207V75H206V72H207L206 71V67L209 68V66L204 65L205 67L202 68V69H204V71L202 69L200 70L198 68V65L196 66V63L194 65V62H193V61H195V57ZM213 57H215V58H213ZM19 59H22L24 61H27V64L30 63V66H31L32 63H34L36 61L39 62V64L41 62L44 65V69L41 70L42 72L39 70V72H40V74H39L38 70L37 71H36V69H32L31 70L30 66H28V65L25 66L26 65V62L22 61V62L25 63V64L24 63L22 64L21 63V60H19ZM115 59H117V60H115ZM60 60H62V61H60ZM63 61H65L67 63L69 62V63H72V64H78L80 66H85L87 64H88V66H93L94 65L93 67L97 68V70H99L103 74L102 73L99 74V71H98V75L97 74L94 75L98 79L94 78V76H93V78L95 79L94 80L92 78V76L89 75L88 70H85L84 69L83 72L80 71V72L77 73V74H80V77L77 74L76 75L80 78V80H81V78H83V77L86 76L85 74H87V77L88 78H90V77L91 78L90 79L84 78L85 81H87V82H84L83 83L82 82L84 80L83 79V80H81L82 83L80 84V80H74L73 78H71V76L68 75L69 74L68 71H66V70H63V72H62V70L61 71H58L60 69L57 68V69H55V70L58 71L57 72V71H55L53 69L54 67L56 68V66L63 65V63H65ZM168 61L170 62V64H168ZM56 62H58L59 64L56 63ZM61 62H62V64H61ZM214 62H216V65H214L215 64ZM186 63H188V61ZM245 64L246 65L248 64V66H247V67H249L248 69H247V67L244 66ZM52 65H54V67ZM174 65H175L176 68L174 67ZM194 66H196V67H194ZM217 66H218V68H217ZM24 67H26V71H23V70H25ZM243 68H245L246 70H248V71H246V75L244 74L245 76L243 75V72L245 73V69L243 70ZM27 69L31 70L32 71V74L31 75H34L35 76V77H32V78L29 77L30 80L32 79L31 81L28 78H26L27 76L30 75V73H26L27 75L24 74L25 72L28 71ZM215 69L216 70L219 69L218 70L219 72L216 71ZM239 69H241L243 71L240 72ZM53 70L55 71V74H57V76L54 74V71ZM106 70H107V72H106ZM189 70H191V71H189ZM193 70H195L196 72H193ZM238 70H239V72H238L239 75H240V73L242 75V76L240 75L241 77H239V75H237V71ZM33 71L37 72V75ZM176 71L178 73L180 72L182 74L179 73V75H177L178 73ZM198 71H199V73H198ZM188 72H189V74H188ZM191 72H193V73L191 74ZM201 72L202 73L204 72L205 74L204 73L202 74ZM216 72H218L220 75L218 73H216ZM41 73H42V75H44V77H46V79L41 75ZM61 73L62 74L64 73L63 74L64 76L66 74L68 77H66V76L63 77V75ZM194 73H198L199 75L198 74H194ZM222 73H225V74H222ZM51 74H54L55 79L58 76H60V75L62 76L63 79L61 77H58V79H56V80H59L61 78L62 80L61 79L59 80L61 82L56 81V80H53V79L50 81L49 79L51 78ZM184 74L187 75V76H189L191 74L190 77H192V78L194 77V76H192L194 74L195 75V77H194L195 80L194 79H191V78H189L187 76H185ZM216 74L218 75V78H217V75ZM235 74L237 75V78H240V79L243 78V76L246 77V80H245V78H243V81L240 80V79H237ZM38 75L40 77L42 76L41 79H40V77ZM82 75H84V76H82ZM99 75L101 77H99ZM203 75H206V76L202 78ZM103 76H105V77H103ZM126 76H127V79H130V78H128L130 76L129 74H127ZM177 76H181L182 77L181 79H180V77H178L182 81V83L185 84L184 81H186V87H187L186 89L188 90L186 92V94L187 95L189 94L188 96L187 95H182L184 92H183V90H182L183 88H181V86H183L184 84L178 83L179 80L177 79ZM215 76H216V78H213ZM219 76H223V77H220L221 78L220 79ZM36 77H39L40 80L38 78H36ZM102 77H103V79H102ZM196 77H198V80H197ZM206 77L208 79H210L209 77L215 79V80H213V79L211 80L210 79L211 80V83L213 81L215 83V84L213 83L214 85L212 84L213 85V88H212V85H211L210 81L207 80V79H205ZM232 77L233 78H236L237 81L240 80V82L238 81L239 83L238 82L236 83V80H234ZM43 78L45 80H42ZM64 78H66V79H64ZM183 78L185 80H183ZM225 78L227 80H225ZM35 79H36L37 82L35 81ZM47 79L51 83L53 82L52 85L53 84H56V85H60L62 87L65 84L63 86V91L61 92V95L59 93V96H62V97H59L58 96V93L54 95L52 91H49L48 90V88H43V85H44L43 83L44 82H45L46 85H49V82L47 81ZM106 79L108 80V82H107ZM123 79L124 78H122V80ZM131 79H132V77H131ZM162 79H164L165 81L162 80ZM173 79H175L176 81L173 80ZM202 79L203 80L205 79L207 81L206 82L204 80L205 82L203 81L204 82L203 85H201L202 84L201 83L202 82L201 81ZM218 79H220L221 81L218 80ZM232 79L235 81L234 83H236V86H238V87L235 86L236 88H234L233 87L234 85L231 86L232 88L229 87L230 86L229 84L232 85V83H233L232 82L233 81ZM41 80H42V82L43 81L44 82L43 83L40 82ZM117 80L120 81L121 78H117ZM132 80H134V79H132ZM159 80H160V82H159ZM196 80H197V82H196ZM228 80H230L231 82H229ZM76 81H78L79 84ZM154 81H156L155 84H154ZM199 81H200V83H199ZM225 81H226V83H225ZM241 81L243 83H244V81L246 82L243 85L244 88L241 87L242 86V82ZM33 82L36 83V85L33 84ZM187 82L188 83L189 82H192V83H190L191 84L190 85V84H187ZM221 82H223V83L221 84ZM30 83L32 84V86L30 85ZM51 83H50V85H51ZM150 83L152 85H150ZM193 83L196 86H194ZM205 83H207V84L205 85ZM147 84H149V85H147ZM156 84H159L160 85L159 86V89L160 90H158L156 88L157 87ZM238 84H240L241 86L238 85ZM69 85L71 87L70 88V91H66L69 88ZM187 85L188 86L190 85V86L188 87ZM217 85H220V86L218 87ZM223 85L226 86V87H224V89H223ZM260 85L263 86L262 87L263 89L260 87ZM19 86H22V87H19ZM39 86L40 87L42 86L43 90ZM66 86H67V89H65ZM102 86L104 87L103 91H101L102 88H103ZM149 86H151L150 87V90L151 91H152V89H154V93L155 94L152 93L153 91L151 92L149 90ZM178 86H180V89H181V91L178 92V93H181V94H178L177 93V91L179 89ZM202 86H203V88H202ZM210 86L213 89V91L217 90V92H213V93L214 94L217 93L215 95H218L219 94L218 96L214 97L213 96L214 94L212 92H209V90L206 91L207 88L210 89V91H212V89L210 88ZM38 87H39V90H41V91L38 90ZM144 87H146L147 90H145L146 88H144ZM152 87H154V88H152ZM168 88L170 89V91H169ZM201 88H202V90H201ZM228 88H230V89H228ZM45 89H47V90H45ZM195 89H197V90H195ZM164 90H167L169 92L176 93V96H180L181 101L178 100L179 97L178 98H175L178 101L177 102L175 99H172L169 95L168 96L166 95V97L163 96L162 95L163 93H164V95L165 94H168V92L167 91H164ZM171 90H173V91H171ZM31 91H32V93H31ZM47 91L50 92V93H47V94L48 95H51V97H53L52 100L54 99V96L56 97L53 100V102H51V103H49L50 101H52L50 96L48 97V95H45V97H48V98H44V95L43 94H46ZM98 91H99V93H98ZM133 91H135V90H133ZM133 91H131V92L133 93ZM155 91H158V92L160 91V92L159 93H156ZM184 91H186V90L184 89ZM189 91L193 92L194 94L191 93V92L189 93ZM196 91H198V93ZM63 92H64V94L62 95ZM67 92H69V93H67ZM206 92L207 93L209 92V93L206 94ZM108 93H110V94H108ZM210 93H212L213 95L210 94ZM66 94H68L67 97L66 96L64 97V95H66ZM97 94L98 95L100 94V95L98 96ZM156 94L157 95L160 94L159 96H161V97L163 96L164 98L162 97V99H164V102L165 103H166L168 97H169V100H170V98L172 99L170 101L168 100L169 101L168 104H164V103L163 104L167 107L168 111H171L172 112V110L173 111L175 110V112H177V113L176 114L174 112L173 113L176 116L175 115H172V113H170V112H168L170 114H167L166 113V111H167L166 107L164 109L163 104H162V106L160 105V103H162V102H160L161 97L159 99L158 98L159 96H157ZM191 94H193V95H191ZM2 95H3V98H2ZM90 95H91V97H89ZM101 95H104V96L101 97ZM117 95L120 96V97H118ZM143 95H145L146 97L143 96ZM150 95L151 96L154 95L153 97L157 96L156 99L157 100L159 99V102H156L157 100H154V98L150 97ZM190 95H191V98L189 97ZM210 96H211V98H210ZM88 97L89 98H92L94 102L92 103V100H89ZM182 97L183 98L185 97V98L182 99ZM102 98H104V99L107 98V99L104 100ZM138 98H136L137 101L134 98L133 99H134V101L139 102ZM151 98L154 101L149 102L150 101L149 99H151ZM47 99H48V101H47ZM49 99H50V101H49ZM56 99H57V101H56ZM110 99L111 100L116 99L117 102L116 103L113 102L111 104L110 103L111 102ZM10 100H11V102H10ZM118 100L121 101V102L118 103L119 102ZM147 100H149V101H147ZM174 100L176 102H174ZM8 101H9L10 104L8 103ZM54 101H55V103H54ZM58 101H60V102H58ZM86 101H89L88 102L89 104L86 103ZM105 101H107V104H106ZM90 102H91V104H90ZM155 103L158 105V107H155V105H154ZM56 104H58V105H56ZM97 104H99V106H97ZM116 104H118V105L115 106ZM174 104H176V105L179 104L181 106L177 105V107H176V106H174ZM10 105H11V107H9ZM167 105L173 106L172 107V110H171V107L169 108ZM235 107L238 108V112H241L242 111L240 113V115L238 114V112H236L237 109L235 110ZM9 108H12V109H9ZM101 108H103V109H101ZM180 108H181V111H182V108H183V111L184 112H180ZM239 108H241V109H239ZM149 110L151 112H149ZM235 112L239 115V116H236L237 118L235 117V115H237V114H235ZM185 114H182L183 117H185V119H186V117L188 119L194 117L193 119H191L189 121L188 120L185 121L184 118L182 117L183 120L186 123L194 122L195 124H198L197 121L203 123V122L207 121V118H205V117H209V115H205L204 118L206 120H204V119H202L203 118L202 116H204V115H200V114L196 115V113H194V115H193V113H191L193 116L190 114V116L188 117V116H186L187 114L186 115ZM195 115L197 116V118L195 117ZM179 116L180 115H178V117ZM198 116H201L202 117L201 118L202 121L203 120L204 121L202 122L201 119H200V117H198ZM216 116H213V117L211 116V118L209 117V119H211L212 123H213L214 120L217 119ZM22 117H24V118H22ZM118 117H120V116L117 115V118ZM233 117H234V120H233ZM111 118H115V120L114 119H111ZM111 118H110L111 122L113 120V123L114 124H117V122L116 123L114 122V121H118L117 118H116V115H115V117H111ZM182 118H180V119H182ZM212 118H214V119L212 120ZM118 119H121V118H118ZM195 119H196V121H194ZM110 120H108V121L110 122ZM211 121L209 120L207 122H211ZM218 122L221 123L219 120L217 121V123ZM214 123H216V121ZM108 124L109 125L110 124L112 125V123H108ZM113 152H111V153H108V152L107 153L106 152L105 153H100L99 156L97 155L98 156L97 157L98 160H96V158H95L96 155H92L93 156L92 157L91 155L90 156L89 155L87 156L86 154L85 155L78 154V151H75V150L72 149L71 152L68 155H66L65 157L64 156H60V157H64V158H53V159L40 158L39 160H36L37 162L36 161L31 162L32 164H34V166L31 165V164H29V166H28L29 168L28 167H25V166H27V164L18 163V162L16 164V163H14L15 161L11 162L10 159L8 160V159H5V158H0V163H1L0 165H2V166H8L9 165L7 167L8 169L7 168H4L3 170L0 169L1 170L0 171V180H1L0 181V189H3V187L5 186V185L2 186L3 185L2 182L4 180L5 181L8 180L9 181V184L6 185V186H8L7 188H9V189L12 187V191H9L8 193H10L9 195L12 196L11 202L14 204V207H15L14 209H18L20 207V205H21V202L19 200V196L21 198H23V197H29L30 198V197L36 195V191H37L36 190V186H39V183L40 182H42L43 185L45 186L47 193H51L52 192V189L54 188V185H53L54 182L60 183L61 187L63 189H65V192H63L62 195H61V197L64 198V199H66V198L67 199H73V198H76L79 195H85L84 196V202L82 203V210L86 214H89V213H91V214H90V216L86 215L84 217V219L87 221L88 224L89 223L91 224L92 222H94L95 225H96V227H99L101 229L111 228L115 232L114 233L115 234L114 237H116L118 239V241L117 242H112V240L109 241V243H107V246H106V248L109 250V252L102 253L101 251H96V250L90 249V242L87 241V240H85V238H82V240L78 238L79 240L76 239L77 241L71 239V241H70V238L71 237L65 236V241H64V240H61L62 238H58L57 237L58 240L62 241V242H59V241H57L56 236H54L55 239H54V237H52L54 240L57 241V242L54 241L55 243H57V244L60 243V246L63 245V243L64 244L65 243H68V240H69V242L71 243V245L70 244H66V245H70L71 247H67L66 245L63 246L64 247V249H63L64 252L68 253L67 252L68 249H70L72 247L78 250V253L77 252L74 253V254H77V255H73V253H69L70 256L68 257V259L70 258L69 259V262L72 263V264H101V263H104V262H106V264H156L157 260L161 259L159 257H162V258H163V256L164 257L165 256L168 257L172 253H174V254H172V256H174L178 252L179 253L182 252L181 255H185V257L186 256L187 257L189 256L188 258H192V257H196L197 258L198 257L197 259L200 260L199 261V264L202 263V261L204 260L203 257H205V258L207 257L208 259L206 258L205 260H209V261L214 257V259H215V260L213 259L214 262H213V260H211V263L209 262L208 264H213V263L219 261L220 259L221 260L219 262H217L216 264H223V263L224 264H264V247H263L264 244L263 243L261 244V242H259L260 243L259 246H257L259 243L256 244V245L255 244L250 245L252 249L250 248V246H247L249 248L245 247L244 248L245 251L242 250V249H237L236 247H235V249H236L235 250L234 249V246H231L230 244L228 245L227 242L225 243V240L223 238V235H225L223 233H226L225 231L224 232H221V233L219 232V234H218V232L215 233L214 230L219 229V228L222 229V225L223 226L226 225L227 227H229L228 226L229 224H230V226L232 225V223L234 221L232 219H230V217L228 216V214H224L223 213L226 217L227 216L229 217V218L228 217L226 218L225 216H223V214H219V215H222V216H218V214L215 215V213H210V212H207V211H198V210L193 209V208H190V207L187 208L185 205H181L183 203H181L180 204V207H178L179 206L178 204L180 203V201H177L176 200L177 197H178L176 195V193L175 192H171V190L173 189V186L176 187L175 188L176 191L179 190L178 192H180V189H182L183 191H181V193L182 192H184V193L187 192L188 193L189 188H191V190H193V188H194V187L192 188L193 185L191 186L190 184L189 185L187 184L189 186L188 187V186H185L186 183H185V185H181L180 184L181 182L178 181V182H176L177 185L176 184H170V186H169V183H170L169 177L166 176L167 174L165 175L167 178L165 176H162V174L164 172L163 173H161V172L163 170L160 171L158 173V175H154L153 172H150V169L148 170V168H145V167L142 168L141 167L142 169L145 168L143 170L144 172H142V169L140 167H138V166L136 167V164H134V162H133V164H134L133 165L132 164V161L128 157H126V156L124 157L123 154H121V153H116V152L113 153ZM92 159H94V160H92ZM99 159H101V160H99ZM74 160L85 161V162L82 163L83 170L86 169V166H84V165H89L91 162L93 163L94 161H101L102 163H104L106 161L109 165L111 164L109 166L110 167V170H109V172L107 174V177L106 178L105 177L103 178V175H104L103 166H102V163H100V164L98 163V165H96L95 169L92 171V177L94 179H97V180L93 181L91 183V185L87 186L88 180H89L90 176L87 175V174L85 175L84 173H81V172H78V171L76 172L72 168V166H71V163ZM8 162H9V164L7 165ZM92 163H91L90 166H92ZM4 164H6V165H4ZM169 164H170L169 161H166L165 164H164V166L166 165L165 167H168ZM23 165H24V167H23ZM2 166H0V167H2ZM10 166H11V168H10ZM12 166L14 167V169L12 168ZM133 167L134 168H137V169H134ZM15 169H16V171H14ZM27 169H28V173H26L27 171L25 172V170H27ZM29 170H31V171H29ZM59 170H63L64 172L67 173V175H65V173L62 175L59 172ZM138 170H140V171H138ZM146 170H148V171H146ZM7 171H8V173H7ZM132 171H133V173H132ZM13 173H14L15 176L13 175ZM6 174L7 175L9 174V175L7 176ZM10 174H12V175H10ZM155 174H157V173H155ZM73 175L75 177H71ZM128 175H129V177L132 176L133 178L131 177V180H130L129 177H128ZM1 178H4V179L2 180ZM10 178L11 179L13 178V179L11 180ZM100 178L103 179L104 182L98 180ZM22 180L23 181H29L28 183H30V184H27V182H26L27 185L21 184L20 182ZM132 180H134V182H131ZM10 182H11V184H10ZM107 183L108 184L115 185V187H123L127 191L128 190L129 191L132 190V194L135 195L132 201L134 203H136V204L138 202L137 196L139 197L141 195H145L144 201L149 202V205H146V206H143V207L140 206V208L138 210H133L132 211V214L130 215V217L129 216L128 217H125L126 219L124 220V222H123V220L121 221L120 218L124 216L123 214L125 212L118 211V210L115 211L114 208H113V202L110 201V199L108 200L109 197L105 196L104 191L107 188V185H106ZM137 183L138 184L140 183V185H141V187L139 188V190H138V188L134 189L135 187H139L140 186V185L138 186ZM132 184H133V188H131L132 187ZM142 185L144 186V188H143ZM171 185H173V186H171ZM128 186H130V187H128ZM89 187L92 190H94V191H91V192L88 191L87 188H89ZM170 187H171V189H170ZM128 188H130V189H128ZM181 193H179V194L181 195ZM103 194H104V196H103ZM174 196H176V198ZM155 198L158 199L156 201L158 204L155 203ZM174 199H175V201H174ZM182 201H184V200H182ZM175 202H177V203H175ZM174 204L177 205V206H175ZM155 206L158 207V208H160L161 210H163L162 212H164V214H162V216L158 220V223H155V224H152V225H150V224L149 225L148 224L145 225L144 224L145 222H143V220L145 218H147L149 216H152V217L156 216L155 211H154V207ZM174 206L176 208L173 209ZM182 206H185L186 208L185 207L184 208H181ZM29 207H30V204L29 203H27V204L24 205V208H29ZM253 207H255V206L244 207V206L239 205V206H237V210L236 211H238L239 215L241 214L240 217L243 214V216H245L246 218H247V216H248V218L252 217V218H250V220L253 219V218H256V220H257V218L260 219V217H262V215H260V214H262V212H260V210L256 209L258 207H255V208H253ZM145 208H147V209H145ZM170 208H172V209H170ZM166 212L169 213V216H172L173 217V215H175L174 218H176V219L179 218L181 221L179 219L178 220L181 222V224H178L177 226L175 225V227H174V225H171L170 226L169 223H168V221L166 220V219H168V216L165 215ZM168 213H166V214H168ZM242 218H244V217H241V219ZM228 219H230V220H228ZM241 219L239 218V221L236 220V222H238L237 223L238 225H241V224H239V222L243 223V219H242V221H241ZM256 220H254V221H256ZM9 221L10 220L8 218H6L5 221H3V222L0 223V226H1V229H2V230H0V242L1 243H3V242L4 243H9L8 242L9 240L6 239V237L9 236V234L11 233V230L8 227ZM40 221L41 220H39V219H38V221L36 220V223L38 222V228L43 223V221H41L42 223H40ZM159 221L161 222V224H160ZM163 221H164V223H163ZM166 221H167L168 225L171 228L168 227ZM230 221H231V223H230ZM160 225H164V227L163 226H160ZM165 226H166V228H165ZM211 226H213L212 229H210ZM226 226H224L225 228L223 227V230L224 229L226 230V228H227ZM36 227H37V225H36ZM177 227H178V229L176 231V228ZM48 230H49V232H52L50 234L58 233L57 235H60V236L63 235V234H61L63 232V225L62 224H60L59 226H58V224H52V225L49 226V229ZM48 230L46 232H48ZM163 230H165L167 232V234L168 235H171V236L166 235V232L165 231H164L165 233H163ZM167 230L168 231L169 230L170 231L173 230V231L172 232H170V231L168 232ZM145 231H150L151 233H153V236L156 235L155 233L157 232V234H159L160 236L159 235H157V237L154 236L155 238H153L152 243H142L143 245L139 249H132V250H130L129 248L125 247L122 244V241H124V239H125V235L131 234V233H134L135 235H140V234H142ZM212 231H214V232H212ZM174 232H176V234H178V233L179 234L176 235ZM48 233H46V235H49ZM161 233L163 235L165 234V236H163ZM169 233H171V234H169ZM172 234H174V236ZM37 235L38 236H36V237L38 239H40L39 238L40 236L43 237V235H39V234H37ZM46 235L44 234V237H46ZM175 235H176V237H175ZM49 236H47L46 238H48ZM166 236H167V238H165ZM178 236H180L181 239L178 238ZM160 237H161V240H160ZM162 237L165 238V239H162ZM224 237H226V235ZM33 240H35V239H33ZM66 240H67V242H66ZM218 240H222L221 243H222L223 248L221 247V243ZM72 241H76L77 243H74L73 242V244H72ZM211 241H212V243H211ZM223 241H224L225 244L223 243ZM103 242H105V241H102V243ZM12 244L13 243H10L8 246L2 248V249H4V251L1 252V254H0V264H6L5 263L7 261V260H5L6 255H3V254L6 252V249L9 248V247H12V248H10V250L8 249L11 253L9 251H7L9 253V257L10 258H12L13 256L18 255V250L27 251L26 250V247H24L22 244L18 245L17 247H14ZM253 245L255 247H252ZM218 246H219V249H218ZM54 247L55 246H53L52 248H54ZM81 247L84 248V249H82ZM227 247H230V249L226 250L227 252H224L225 254H221V252H223V249L224 248H227ZM248 249H250L251 251H248V253L245 254V252ZM213 250L216 251L218 253V255H216ZM237 250H239L238 253H237ZM240 251L242 252V254H241ZM38 252L39 253H38L37 257H36L35 263H33V264H37L40 261V259L41 260H44V261H48V259H50L51 256L53 258L56 257V255L54 253H53V255H51L52 253H50V255L47 256V253H46L45 249H43V250L39 249ZM69 252H71V251H69ZM213 252H214V255H213ZM243 252H244V254H243ZM209 253H212L213 256H211V254H209ZM207 254H208V256L209 255L210 256L208 257ZM125 255H126V257H125ZM172 256H170L168 258L165 257V258L166 259H169V258H172ZM72 258H73V260H71ZM165 258H163V259H165ZM200 258H202V261H201ZM222 258H223V263H221ZM193 259H195V258H193ZM216 259H217V261H216ZM224 259H225V261H224ZM170 261L171 260H168V263L167 264H170ZM172 262L175 263V261H172ZM175 264H179V263L176 262ZM183 264H186V263H183Z\"/></svg>",
  "mask_w": 264,
  "mask_h": 264
},
{
  "label": "built area",
  "instance_id": "obj_3",
  "mask_svg": "<svg viewBox=\"0 0 264 264\" xmlns=\"http://www.w3.org/2000/svg\"><path fill=\"white\" fill-rule=\"evenodd\" d=\"M1 196H2V194H1V192H0V197H1ZM0 230H2V229H1V226H0ZM9 244H10V243H4V242L1 243V242H0V254H1V252L4 251V249H2V248L8 246ZM10 248H12V247L7 248V249H6V252L3 254V255H6L7 258H10V257H9V253L7 252V251L10 250ZM13 248H14V247H13ZM8 249H9V250H8ZM9 252H10V251H9ZM10 253H11V252H10ZM3 255H2V256H3ZM13 257H14V256H13ZM1 261H2V260H1Z\"/></svg>",
  "mask_w": 264,
  "mask_h": 264
}]
</instances>
